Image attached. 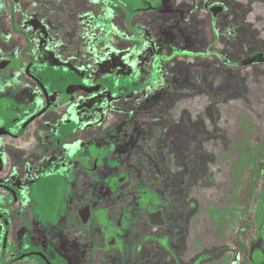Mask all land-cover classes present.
<instances>
[{"label":"flooded vegetation","instance_id":"1","mask_svg":"<svg viewBox=\"0 0 264 264\" xmlns=\"http://www.w3.org/2000/svg\"><path fill=\"white\" fill-rule=\"evenodd\" d=\"M40 1L46 4L60 2L48 21L46 19V36L54 44V38L65 28L61 21L69 29L73 26L70 14L75 10L76 0ZM94 1L99 4L101 14L95 19L97 26L104 31L102 37L110 31L119 37L120 42L127 43L128 60H136L145 51V47L150 45L155 53L152 56L150 74L154 72L156 65L164 63L174 66V62L178 61L181 62V71L169 72L168 93L164 100L161 97L145 98L142 119L136 118L140 111H133L129 107L134 106L130 104L133 102L130 97L134 93L128 96L127 103L123 101V106L127 108V120L124 123H118L119 117L116 115L124 110L122 108L113 110L101 120L87 118L85 121L75 111H72L74 116H65L71 93H94L97 96L100 90L113 84L117 75L124 78V73L129 70L123 65L115 66L93 84H89L77 80L74 72H71L72 68L37 61L32 53V40L24 34V20L18 19V0H0V140L8 137L12 144H17L16 140H19L24 146L16 151L24 154L25 207L24 243L18 253H11L10 220L3 211L19 201L22 191L16 182L12 184L0 179V189L6 192V196L0 197V264H122V258L118 256V232L124 221V208L130 205L137 206L138 212L133 219H141L137 228L142 230L136 236L138 251L134 249L133 264H202L204 257L209 256L197 253L189 258L193 247L187 237L186 220L179 222L181 229L177 232L180 233L179 239L183 244L176 245L174 243L178 238L170 237L174 230L164 214L163 206L153 204L150 209L140 212V198H147L146 194L150 191H146L154 188L149 178V168L147 167L146 173L143 167L146 159L153 162L163 154L168 161L173 158L167 137L164 141L166 146L158 147L160 144L153 136V131L161 133V126H166L164 120H159L162 108L165 107L169 113L166 116L168 122H181L187 128L190 136L186 141L185 151L193 155L201 147V143L197 142L198 137L193 138L194 129L202 132V128L196 123L198 114L193 120V114H185L184 110L189 112L192 106H209L213 109L231 100L233 96L259 105L264 96V0H189L191 3L193 1L195 9L194 13L186 16L184 24L190 26L192 32L182 33V49L170 51L169 54H163L159 48L153 47L151 31L152 27L170 25L165 14L171 13L172 9L166 6L169 3V7L174 9L175 0H167L164 6L149 4L150 0ZM27 3L31 5L29 0ZM114 15L119 17L120 28L127 33L113 27ZM65 16L70 18L66 20ZM167 32L168 30L165 34ZM13 34L20 35L22 45L17 41L13 44ZM64 57L60 55L58 60ZM208 65L216 67L209 68ZM215 73L219 76V89L213 85L217 81ZM209 74L212 79L207 80L210 78ZM230 74L235 76L231 77ZM12 76L17 78V83L23 80L24 98H28L19 114L9 115ZM228 85L232 87L228 89ZM212 117L215 118L216 115ZM219 117L220 115L216 120ZM57 118L58 130L53 135L50 129H55L52 126H56ZM194 122V127H190V123ZM83 123L87 124L82 125ZM125 137L128 139H124ZM216 137L214 135L209 138ZM176 138L179 139L178 136ZM158 140L161 141L160 137ZM175 144L178 146L179 142L176 141ZM86 148L94 150L92 157L88 158V152L83 151ZM226 152V149L219 150V154ZM110 154L112 161L121 164L120 168L116 167V171L114 167L104 165L108 160L106 156ZM173 159L176 166L184 164V159ZM131 160L137 163H132L131 166ZM221 161L227 162L228 159L222 157ZM5 164L0 150V170ZM255 166L253 178L245 192L244 204L237 211L241 227L236 232L234 241L242 254L241 264H257L250 262V249L242 237L253 225L250 200L255 196L256 187L262 178L264 159L258 160ZM165 173L161 171L160 175L164 176ZM129 176L135 178L133 189H127V192L114 191L115 186L128 185L124 181ZM179 179L176 178V181L183 189L182 194H187L188 186H193L192 180ZM161 186L163 185H155L156 194L153 192V195L156 197L165 196ZM224 187L223 184L219 185L213 194L220 196ZM195 188L197 190L199 187ZM130 191L133 192L132 195ZM93 193L104 200L101 208L107 212L102 222H98V219L103 211H96L92 206ZM125 193L130 195L128 198L131 200L125 202ZM43 196L47 199L42 204L40 198ZM52 197L55 203L51 201ZM117 205H121V210L113 212ZM255 212L257 229L264 242V217L261 218L257 212L255 215ZM190 216L188 214L187 218ZM196 240L199 241L198 238ZM207 240L211 243L210 239ZM258 264H264V257Z\"/></svg>","mask_w":264,"mask_h":264},{"label":"rangeland","instance_id":"2","mask_svg":"<svg viewBox=\"0 0 264 264\" xmlns=\"http://www.w3.org/2000/svg\"><path fill=\"white\" fill-rule=\"evenodd\" d=\"M29 1L31 5L27 3V0H18L16 8L18 19L20 21L24 20V34L32 40V53L37 61L40 60L48 64L54 63V65L61 67L72 68L71 72H74V77L77 80L89 84H93L115 66L123 65L124 68L129 70L124 73V78L122 75H117L113 84L106 89L100 90L97 96L94 93H71L69 105L65 108V116H70V114L74 116L72 111H75L85 121L88 120L87 118L101 120L105 115L112 113L113 110L122 108L124 110L116 113V115L119 117L118 123H124L127 120V108L125 109V106H123L125 105L123 101L125 100L126 102L130 94L134 93L130 97L133 99L130 104L134 106L129 107L133 111H140L136 117L140 119L144 118L145 110L143 106H145V98H150L151 96L152 98L161 97L162 100L165 99L168 93V74L172 70L180 73L182 68L180 61H178L179 63L174 62V66L164 63L156 65L154 72L150 74V65L153 63L152 56L155 54L150 45L145 47V51L140 53L136 60H128L126 57L128 53L127 43L120 42L119 37L110 31L104 37L105 39L102 37L104 31L101 30L100 26H97V20L95 19L101 13L100 9H98L99 4L97 5L94 0H76L75 10L70 14L71 19L73 18L70 20L73 22V26L69 29L68 25L61 21L62 26H65V28L60 30V33L58 32L59 35L54 38L55 43L53 44L46 36L48 32L47 21L51 17L55 6L60 4V2L56 1L53 2L54 4H46L40 0ZM149 4H157L158 6L162 4L164 6L167 4V0H162V2L160 0H150ZM167 5L168 9H172L171 13L165 14V18L170 25L168 27L160 25V28L152 27L151 31L153 34V47L159 48L163 54L182 49V33L190 34L192 32V28L184 24V19L189 13H194L195 9V4L189 0H175L174 9L169 7L171 6L169 3ZM70 17L65 16L64 18L67 20ZM112 17L114 18L113 27L127 33L126 30L120 28L119 17L116 15ZM203 19L205 18L203 17ZM167 30L168 32L165 34ZM11 38L13 44L17 41L18 44L22 45L20 35L13 34ZM60 55L65 57L62 60H58ZM177 63L178 65L175 66ZM208 66L209 68L216 67ZM23 67H25V62ZM230 75L231 77L235 76V74ZM209 76L210 78L207 80L212 79V75L209 74ZM207 77L206 75L205 78ZM215 79L217 81L213 85L219 89V76L216 75ZM16 81L17 78L12 76V81H10V86H13L10 90L12 104L8 111L9 113L11 112L9 115L13 113L19 114V110L24 107V103L28 98V96L24 98L23 80L20 83ZM134 84L136 87H134ZM230 87L232 86H227L228 89ZM262 98L259 105L250 104L241 97L233 96L231 100L213 109L209 106H192L191 111L184 110L185 114H193V120L196 119L195 116L198 114L199 119L196 123L202 128V132L194 129L193 138L198 137L199 141L197 142L201 143V147H198L193 155L187 154V151H185L186 141L190 136L185 125H182L181 122H168L166 118L169 115L166 112L167 109L165 107L160 108L161 116L159 120H164L166 126H161V133L153 131V136L160 144L158 147L166 146L164 141L165 137H167L173 158L184 159V164L176 166L175 160L171 158L168 161L165 154L159 156L160 159L153 162L146 159L143 171L147 173V167L149 168V178L154 184V188L155 185H163L161 189L165 191V196L156 197L153 195L155 193L154 188L148 189L146 192H150L146 194L147 198H140L139 202L141 204L138 202L142 207L140 212L150 209L153 204L163 206L164 214L174 230L173 232L171 231L172 235L170 237L178 238L176 243H174L176 245L183 244L179 239L180 233L177 232L181 229V226H179L181 223L179 222L186 220L187 237L193 247L192 255L189 258L194 257L197 253L209 256L208 258L210 259L204 257L205 261L202 264H241L242 254L234 241V236L241 227L237 211L244 204L245 192L253 178L256 163L258 160L264 159V96ZM88 115L90 116L87 117ZM212 115H216V117L220 115V117L216 120V117L213 118ZM58 121L57 118L55 121L56 126H52L55 129H50L53 135L58 130ZM194 125L195 122L190 123L189 126L194 127ZM171 130H173V133ZM175 130H177V133H175ZM214 135L217 137L209 138ZM159 137L161 141L158 140ZM124 139L128 138L125 137ZM22 141L24 142V140ZM176 141L179 142L178 146L175 144ZM12 143V140L10 141L8 137L0 140V150L6 162L5 166L0 170V179L12 184L16 182L22 191L19 201L3 211L10 220L9 252L18 253L19 248L24 243V154L16 151L23 146L19 140H16L17 144ZM222 149L227 150L226 154H219V150ZM83 151L88 152V158L94 154V150L89 148ZM107 157L108 160H106L104 165L108 164L111 168L114 167V171L117 170L116 167L120 168V162L112 161L111 154L107 155ZM222 157H225L228 161L222 162ZM218 158L219 161L217 160ZM130 162L131 166L132 163H137L134 160ZM154 162H157V165H154ZM30 165L33 164L30 163ZM27 169L30 170L28 167ZM161 171L166 172L164 176L160 175ZM176 178L192 180L193 186H188L187 194H182L183 189L179 182L176 181ZM124 183L128 185L115 186L114 191L126 190L127 192V189H133L135 178L133 179V176H129ZM222 184L225 186L223 193H220V196L213 194L215 193L214 191H217L218 186ZM195 187L199 188L196 190ZM192 188L194 189L191 190ZM130 192V195H132L133 192ZM130 195L125 193V202L131 200L128 198ZM4 196H6L5 190L0 189V197ZM91 197L94 209L103 211L98 219V222H102L106 217L105 212H107L106 209L101 208L104 200L95 194ZM44 199H47V197L43 196L40 198L42 204ZM51 201L55 203L53 197ZM37 205L41 206L40 204ZM120 206H115L112 211L121 210ZM250 209L253 225L250 230H247L248 233L242 237L245 245L250 249V262L258 264L261 263L264 257V242L259 229H257L258 224H256L254 212L256 210L261 218L264 217V172L256 187L255 196L250 200ZM32 210L34 212V207H32ZM137 212L136 205L124 208V221L119 226L120 230L118 232L120 233L118 256H121L122 264L134 263L133 259L137 246L136 236H139V232L142 231L137 228L141 219L138 218L136 221L133 219ZM188 214L189 216L191 215L190 218H187ZM182 215L183 218H181ZM207 238L210 239L211 243L208 242ZM170 244L173 245V242Z\"/></svg>","mask_w":264,"mask_h":264}]
</instances>
